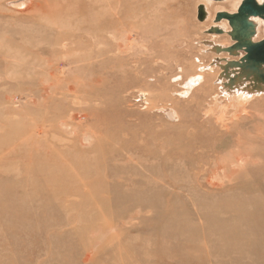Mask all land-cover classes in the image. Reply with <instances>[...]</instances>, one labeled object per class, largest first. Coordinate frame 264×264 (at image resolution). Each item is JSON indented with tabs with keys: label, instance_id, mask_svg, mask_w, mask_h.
<instances>
[{
	"label": "rangeland",
	"instance_id": "obj_1",
	"mask_svg": "<svg viewBox=\"0 0 264 264\" xmlns=\"http://www.w3.org/2000/svg\"><path fill=\"white\" fill-rule=\"evenodd\" d=\"M89 1L0 0V264H264L242 0Z\"/></svg>",
	"mask_w": 264,
	"mask_h": 264
},
{
	"label": "bare ground",
	"instance_id": "obj_2",
	"mask_svg": "<svg viewBox=\"0 0 264 264\" xmlns=\"http://www.w3.org/2000/svg\"><path fill=\"white\" fill-rule=\"evenodd\" d=\"M45 1H47V0H45ZM56 1H58L60 3L61 8H63L62 11L61 10L57 11V12H61V13L63 11H66V10H73L74 4H72V3H76L75 0L74 1L73 0L72 1H70V0H56ZM90 1H92V0H90ZM205 1H207V0H205ZM257 1L262 2V0H257ZM98 3H100V1ZM67 4H69V5H67ZM91 5H93V4H91ZM91 5H89V6H91ZM56 6L59 8V6L56 4L55 6H50V9L57 8ZM69 6H73V7L70 9ZM96 6H98V4L95 5L94 7H96ZM77 8H79V7H77ZM100 8H102V7H100ZM198 9H199V11H201L200 14H198V18L201 19L204 16V13H203L202 7H199ZM99 12H101V11H99ZM81 13H83V12H81ZM46 15L47 14H45V16ZM249 20H250L249 25L240 26L239 23H237V25H233V26L230 25L231 29L236 34L238 40L240 41V43L244 49L248 44L253 43V41H254L253 36L256 34V32H257L259 26L262 24V22H264L259 17H251V18H249ZM243 61H244V64L246 65V67H248L249 69L253 70L256 73L257 77H251V80H253L254 85H256V87H258V88H259V86H262L263 88H261V89L264 90V85H262V84L260 85V83H259V82L263 81V80H261L262 78L260 77V75H262V74L264 75V63L255 64V63H252L251 61L246 60L245 58L243 59ZM262 83H264V82H262ZM254 85L252 84V88H246V87H243L242 85H240V87L238 88L239 91L237 90V88H235L236 90L234 88L231 89L230 96L232 93H234V94H232L234 96H231V98H230L231 103H233L235 106L238 107V105L241 104L240 101H245V100L251 98V96L254 95V93H251L250 89H255ZM257 90L255 92H257ZM259 91H261V90L259 89L258 92ZM239 98H240V100L238 102H234L235 99H239Z\"/></svg>",
	"mask_w": 264,
	"mask_h": 264
},
{
	"label": "water",
	"instance_id": "obj_3",
	"mask_svg": "<svg viewBox=\"0 0 264 264\" xmlns=\"http://www.w3.org/2000/svg\"><path fill=\"white\" fill-rule=\"evenodd\" d=\"M200 14V12H199ZM251 17H259L264 21V0L258 2L257 0H242L237 7L236 12H218L216 19H226L229 25H249ZM245 59L252 63H264V39L248 44L245 47Z\"/></svg>",
	"mask_w": 264,
	"mask_h": 264
}]
</instances>
